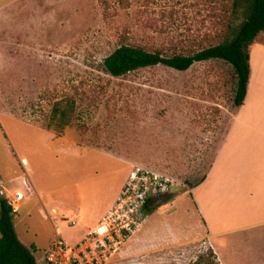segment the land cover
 Listing matches in <instances>:
<instances>
[{"label": "rangeland", "instance_id": "1", "mask_svg": "<svg viewBox=\"0 0 264 264\" xmlns=\"http://www.w3.org/2000/svg\"><path fill=\"white\" fill-rule=\"evenodd\" d=\"M232 1L0 0V196L24 193L12 222L35 258L57 238L80 240L142 167L178 186L152 203L140 232L161 236L169 220L186 234L173 249L183 250L178 263L151 264H193L205 246L221 264L204 228L209 178L189 184L199 183L231 124L232 66L212 59L111 77L101 65L121 44L164 55L215 45L229 32ZM255 40L264 43V31ZM54 105L71 122L60 131L50 123ZM231 239L222 263L264 264L263 230Z\"/></svg>", "mask_w": 264, "mask_h": 264}, {"label": "crops", "instance_id": "2", "mask_svg": "<svg viewBox=\"0 0 264 264\" xmlns=\"http://www.w3.org/2000/svg\"><path fill=\"white\" fill-rule=\"evenodd\" d=\"M249 64L250 78L243 103L233 115L227 133L216 150L205 177L195 185L197 187L207 177L209 178V222L208 228L206 224L204 228L210 246L221 264H224L221 262L223 259L221 252L228 249L232 235L257 229L264 231L263 42L254 40L249 46ZM23 164H26L24 160ZM151 211L152 208L145 222ZM101 217L91 223L85 229V233ZM199 223L202 227L201 220ZM141 227L129 237L122 247L117 256L118 262L121 264H147L149 262L148 264H151L153 260H176L177 263L180 261L183 250L177 249L173 252V249L186 243L184 231L176 230L174 223L169 220H163L158 226L165 231V234L161 236L154 232L150 234L147 230L140 232ZM160 250H165L166 255L161 256ZM226 262L225 264H228V260Z\"/></svg>", "mask_w": 264, "mask_h": 264}, {"label": "trees", "instance_id": "3", "mask_svg": "<svg viewBox=\"0 0 264 264\" xmlns=\"http://www.w3.org/2000/svg\"><path fill=\"white\" fill-rule=\"evenodd\" d=\"M232 10L234 17L229 32L215 45L188 53L164 55L140 46L121 44L103 58L102 71L111 77H120L130 71L158 64L185 71L196 62L220 59L229 63L234 71V115L243 103L249 83V46L258 33L264 31V0H233ZM51 114V119L57 121L50 123L58 131L63 126L70 125L67 113L57 105L53 106ZM207 170L199 182L203 180ZM189 186L193 188L195 185L190 183ZM12 213L5 197L0 196V264H36V247L25 246L19 241L13 227ZM212 255V252L209 256L200 255L193 264H216L210 258Z\"/></svg>", "mask_w": 264, "mask_h": 264}, {"label": "built area", "instance_id": "4", "mask_svg": "<svg viewBox=\"0 0 264 264\" xmlns=\"http://www.w3.org/2000/svg\"><path fill=\"white\" fill-rule=\"evenodd\" d=\"M176 186L175 180L168 176L142 167L134 168L112 206L80 240L70 244L57 238L41 258H36V264H114L129 237L145 222L152 203L170 194ZM4 197L14 213L25 195L15 190ZM69 224H76V220H70ZM203 250V256L212 252L206 246ZM210 258L214 260V255Z\"/></svg>", "mask_w": 264, "mask_h": 264}]
</instances>
